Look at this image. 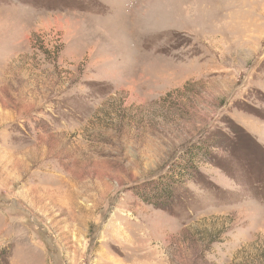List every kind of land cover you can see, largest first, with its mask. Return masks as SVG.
Masks as SVG:
<instances>
[{"label":"rangeland","instance_id":"obj_1","mask_svg":"<svg viewBox=\"0 0 264 264\" xmlns=\"http://www.w3.org/2000/svg\"><path fill=\"white\" fill-rule=\"evenodd\" d=\"M0 264H264V0H0Z\"/></svg>","mask_w":264,"mask_h":264},{"label":"trees","instance_id":"obj_2","mask_svg":"<svg viewBox=\"0 0 264 264\" xmlns=\"http://www.w3.org/2000/svg\"><path fill=\"white\" fill-rule=\"evenodd\" d=\"M187 164L190 165L188 162H187ZM182 167H183V171L184 172H186V173L189 172V168L188 167H186L185 165L182 166Z\"/></svg>","mask_w":264,"mask_h":264}]
</instances>
